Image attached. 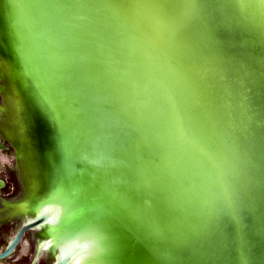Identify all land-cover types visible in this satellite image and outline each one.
Instances as JSON below:
<instances>
[{"label": "snow or ice", "instance_id": "obj_1", "mask_svg": "<svg viewBox=\"0 0 264 264\" xmlns=\"http://www.w3.org/2000/svg\"><path fill=\"white\" fill-rule=\"evenodd\" d=\"M262 2H264V0H262Z\"/></svg>", "mask_w": 264, "mask_h": 264}]
</instances>
